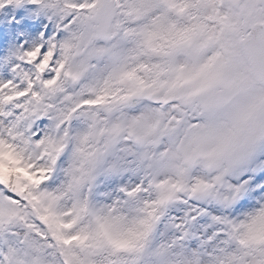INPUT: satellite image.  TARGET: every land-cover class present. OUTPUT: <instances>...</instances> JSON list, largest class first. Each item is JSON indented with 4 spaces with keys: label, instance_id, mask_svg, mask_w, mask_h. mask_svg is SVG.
I'll use <instances>...</instances> for the list:
<instances>
[{
    "label": "snow or ice",
    "instance_id": "1",
    "mask_svg": "<svg viewBox=\"0 0 264 264\" xmlns=\"http://www.w3.org/2000/svg\"><path fill=\"white\" fill-rule=\"evenodd\" d=\"M0 264H264V0H0Z\"/></svg>",
    "mask_w": 264,
    "mask_h": 264
}]
</instances>
